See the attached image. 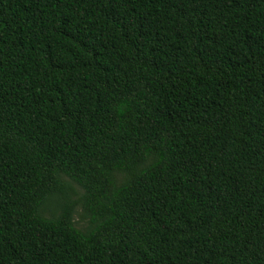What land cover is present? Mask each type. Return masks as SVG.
Listing matches in <instances>:
<instances>
[{
    "label": "trees",
    "instance_id": "obj_1",
    "mask_svg": "<svg viewBox=\"0 0 264 264\" xmlns=\"http://www.w3.org/2000/svg\"><path fill=\"white\" fill-rule=\"evenodd\" d=\"M0 264H264V0H0Z\"/></svg>",
    "mask_w": 264,
    "mask_h": 264
},
{
    "label": "rangeland",
    "instance_id": "obj_2",
    "mask_svg": "<svg viewBox=\"0 0 264 264\" xmlns=\"http://www.w3.org/2000/svg\"><path fill=\"white\" fill-rule=\"evenodd\" d=\"M75 219H76V221L78 222V224H79V223H82V222L80 221V217H79V215H76V216H75Z\"/></svg>",
    "mask_w": 264,
    "mask_h": 264
}]
</instances>
